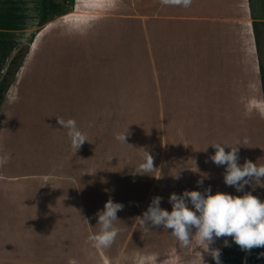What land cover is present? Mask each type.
<instances>
[{
  "label": "crops",
  "instance_id": "0c3cea01",
  "mask_svg": "<svg viewBox=\"0 0 264 264\" xmlns=\"http://www.w3.org/2000/svg\"><path fill=\"white\" fill-rule=\"evenodd\" d=\"M39 2L34 0L27 19L19 22L22 25L7 24L19 37L1 31L0 38L23 42L36 27ZM263 20L264 0H191L188 7L162 0H71L65 14L41 27L30 39L15 84L0 105V193L9 190L13 196L1 198L12 200L15 207L9 216L3 210L5 203L0 204V220H18L16 230L28 238L29 254L35 248L32 264H68L70 259L78 264H176L175 254L184 246L170 234L172 230L159 226L146 232L136 218L156 196L163 198L160 207L171 212L170 194L180 195L191 187L203 191L197 182H205L206 166L195 160L196 145L204 138L201 119L213 118L212 137L213 131L228 134L226 127L214 125L213 77L224 94L223 107H238L243 99L249 111L255 93L262 114L258 123L264 130L253 28L254 22ZM106 33L120 37V45L129 46L130 53L113 57L90 79L92 96L65 83L61 89L57 83L61 76H75L78 84L80 75L86 81L87 74H94L83 72L89 68L82 66V60L90 58L89 41L103 44ZM71 47L74 52L65 54ZM41 64L51 65L53 73L39 74ZM241 75H245L244 98ZM155 107L156 136L143 132L140 147L127 146L129 124L147 122L144 115L133 121L129 109ZM210 109L211 115H206ZM224 109H229L224 115H232L241 126L237 111ZM55 117L74 119L88 142L74 149L67 129ZM248 118L255 124L247 114V126ZM127 129L125 145L115 137ZM144 149L158 170H139ZM16 166L27 170L16 174ZM259 194L264 202V190ZM109 199L124 206L117 213L120 221L114 222L121 231L110 247L96 248L87 238L99 231L96 213ZM195 243L193 238L189 246ZM201 255L203 264L213 260L209 254ZM194 264H200V256Z\"/></svg>",
  "mask_w": 264,
  "mask_h": 264
},
{
  "label": "rangeland",
  "instance_id": "374dc122",
  "mask_svg": "<svg viewBox=\"0 0 264 264\" xmlns=\"http://www.w3.org/2000/svg\"><path fill=\"white\" fill-rule=\"evenodd\" d=\"M33 2L34 0H0V32L1 31L5 32V35H8V37L11 36L19 37V35L17 34L18 32L13 33L11 30L8 29L9 27L7 26V24L11 21H14L17 22L18 25H22L19 22L24 17L27 19L26 15L29 14L33 6ZM254 23H255V31L257 38V40H255V44L259 56L260 67L262 69V75L264 77V20ZM35 30L36 27L32 32L29 33L28 36L25 37V40L23 42H19L20 46L27 47L29 49L30 39L35 35ZM104 37L105 39L103 44L97 45V40L89 41L90 44L89 47H91V50H89L90 58L82 60V66L84 68H89V69H83V72L84 73L92 72L94 74H87L86 81L84 78L85 75H80L78 84L75 82V76L68 78L61 76L57 80V83L61 89L64 88L63 84L65 83L66 85L68 84L75 91L78 90V88L80 89L82 88L85 94L87 95L90 94V96H92L90 93V89L94 88V86L88 84L90 79L95 77L100 69L108 66L113 57L115 56L123 57L126 52L130 53L129 46L126 47L120 45L119 42L120 37L119 38L113 37L110 35V33H106ZM96 49L98 50V52ZM72 50L73 48L71 49V51L65 50L64 53L67 54L70 52H74ZM16 52L17 50L15 51V53ZM89 62H92L93 64H89ZM8 66H9V60L7 61L3 71H5ZM68 69L73 71L72 64L68 65ZM165 70L168 72V68H166ZM37 71L39 74H45V75L53 73L52 66L46 64H41L40 66H38ZM74 73H69L68 75H75ZM190 79L191 80L193 79L192 75L190 76ZM178 80L179 79H177L176 81ZM176 81L173 82L174 85ZM85 82H86L85 85L82 84ZM42 83H47V81L43 80ZM14 84L15 82L13 78H10L8 82V86L6 87V90L4 91L3 95L9 90L10 86H13ZM239 84H240L239 90H241V94H242L241 98H244L245 85H246L245 75H241V79H239ZM217 85H218L217 80L215 77H213L212 86H213V99L215 104L212 107H214L213 108V116L215 119L214 125L215 127L218 126L221 127V130L223 129V127H226V129H228V134L225 136L224 133H220L219 131H213V137H212L213 123L209 121H211L213 118L203 117L201 119L202 134L204 135V138L197 143L195 149V160L197 164L199 166H204V165L206 166V169H204L203 171L205 182L203 183V185H201L203 190L201 193H203L205 189L210 187L211 194L213 195H215L217 192H220V193L230 194L233 196H241V195L243 196L246 192H251L253 196L258 197V194L264 190V185H261V187L256 186L255 181L253 180L249 185H245L243 192H237L235 187L227 186L224 182L225 166H217L216 164L212 163L213 166L211 167L210 163L212 161L210 159L211 157L210 154L213 155L215 154V149L211 147V144L218 143L221 145L239 146V151H238L239 165H243L245 160H249L257 165H264V130L259 124L261 123L259 122L260 119L259 116H262L261 105L258 102H256L255 93H254V95L250 97L252 101V106L249 108L250 112L248 111V101H245L243 99L241 103H239L238 107H223L224 94L223 92L217 90L218 88ZM228 91L229 90H227V92ZM224 108H231L230 110L237 111L236 119L241 120V126H238L236 124V121L232 120L233 117L232 115H224V111L229 112V109H224ZM208 114L211 115V109L206 110V115ZM247 114L248 116L254 118L253 121L255 122V124L249 118L248 121L250 123V126H247L244 123V120L247 118ZM128 115L133 118V121L141 120L140 117H142L143 115L147 119V122L144 121V124L142 125L129 124V130L132 132L130 136L131 140L129 142V145H131L133 148H138L141 146V141L143 136L145 135H149L150 137L156 136L157 124H158V108L156 107L147 108V109L132 108L129 109ZM0 120H1V115H0ZM234 124H236V128H234ZM143 132L145 133V135L142 134ZM37 139L35 141H37ZM245 140H247V143H244ZM154 141L156 142V140ZM229 151L230 149L226 147L225 152L227 153ZM16 162L18 161L14 159L13 163ZM117 162H118V156H117ZM25 170H27L26 167L25 168L23 167L22 170L21 167L18 166L14 168L16 174ZM105 171L106 170L104 169H102L101 171L103 178L108 177L107 175H105L106 174ZM261 183H264V177L261 178ZM197 191H199V189H197ZM1 196L4 197L13 196L12 193L9 190L7 193L1 190L0 204L2 205L3 203H5L3 204L4 212H6L9 216L13 215L15 213V207L11 202L12 200H8V199L6 200L5 198L2 199ZM260 196L261 194H259V197ZM29 220H30V216H29ZM17 223L18 220L16 219H12V220L6 219L5 221L0 220V264H30V262L32 264L35 261L33 258H31V255L34 254L35 248L32 247L31 252L29 254L28 238L25 237L24 235H19L21 232L16 230ZM21 228L22 230L24 229L22 226ZM27 231L28 229L26 230V232ZM231 239L232 237L215 238V242L212 245H210L209 248L210 250L218 249L221 252V250L226 246L225 242H227L228 244V242ZM14 247H16V250ZM179 250L180 251L175 254V258L177 260L176 264H179L178 262H182L180 264L183 263L194 264V259L196 257H199L200 254H205V255L207 254L204 252L203 246L198 241H196L193 247L192 246L182 247ZM153 264L156 263L153 262Z\"/></svg>",
  "mask_w": 264,
  "mask_h": 264
},
{
  "label": "clouds",
  "instance_id": "9594fccd",
  "mask_svg": "<svg viewBox=\"0 0 264 264\" xmlns=\"http://www.w3.org/2000/svg\"><path fill=\"white\" fill-rule=\"evenodd\" d=\"M162 3L182 4L188 7L191 0H162ZM55 118L61 127L67 129V137L74 149L78 151L85 142H88L86 135L78 129L74 119ZM127 136L128 129L126 133L116 134L115 138L127 145L125 143ZM244 143H247V140ZM211 147L215 149V154L210 157L211 161L217 166H225L224 182L227 186L235 187L237 192H243L245 185H249L253 180L256 186L264 185L261 183V178L264 177V165H257L249 160L239 165V146L217 143L211 144ZM226 147L230 149L227 153L225 152ZM142 161L139 165L141 172L148 173L158 170L154 167L153 156L147 149H144ZM197 184L202 185L203 180H199ZM162 199L159 196L154 197L142 216L136 218L146 232L151 231V227L159 226H163L165 230L171 229L170 234L184 247L191 245L195 238L203 246L204 252L216 261V264H220V251L209 248L215 242V238L232 237L235 244L245 251L264 247V202L253 196L251 192H246L243 196L220 192L213 195L209 187L203 193L200 191H184L180 195L172 193L169 197V203L172 205L171 212L160 207ZM189 203L195 211L189 208ZM123 207L122 204L114 203L109 199L103 211L96 213L97 224L100 226L99 231L90 234L87 238L94 247L108 248L112 245L121 231L114 225V222L120 221L117 213L122 211ZM85 221L88 223L87 220ZM193 228L195 229L194 235L192 234ZM225 244L227 246V242ZM68 264H78V262L70 259ZM200 264H203L201 254Z\"/></svg>",
  "mask_w": 264,
  "mask_h": 264
},
{
  "label": "trees",
  "instance_id": "16d2710c",
  "mask_svg": "<svg viewBox=\"0 0 264 264\" xmlns=\"http://www.w3.org/2000/svg\"><path fill=\"white\" fill-rule=\"evenodd\" d=\"M70 3L71 0H40L35 34L47 22L57 16L65 14L70 9ZM253 28L255 40H257L255 23H253ZM16 50L17 52L15 53ZM27 50V47L20 46V43L15 40L0 38V105L3 101V93L8 86V82L10 78L14 80L15 74L25 58ZM8 60L9 66L3 71ZM260 81L264 102V77L261 67ZM262 253H264V247L245 251L231 239L227 246L221 250L219 260L220 264H264V255H261ZM209 264H216V261L212 260Z\"/></svg>",
  "mask_w": 264,
  "mask_h": 264
}]
</instances>
